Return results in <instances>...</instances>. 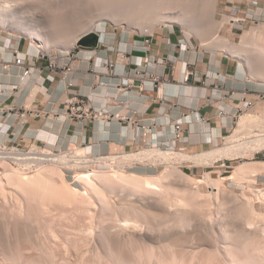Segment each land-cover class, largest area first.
<instances>
[{
  "label": "rangeland",
  "instance_id": "374dc122",
  "mask_svg": "<svg viewBox=\"0 0 264 264\" xmlns=\"http://www.w3.org/2000/svg\"><path fill=\"white\" fill-rule=\"evenodd\" d=\"M123 1L124 0L121 1L119 0V3H117L118 0H20V1L0 0V3H2L0 4V6L2 5L5 6L8 4L7 6L9 7L12 4V6L9 7L11 8L10 10H12L13 7H14L13 9L14 11H18L21 9L25 11L26 9L28 10L27 14L31 17L37 14L34 13V11H36L41 17L47 18V20L44 18V21L43 20L40 21L43 22L47 21L48 24L42 23L43 25L42 24L36 25L37 27L40 28V31L42 33L44 32L43 34L46 38L50 36L49 38L51 39L56 40L57 38L58 40L59 39L62 40L63 37L61 36L66 31H69L68 29L71 30V29L79 28V30L83 32L88 28V26L90 25L89 23L91 20H93V18L94 20L95 18L97 19L100 18L103 19V22L96 27L95 32H97V34L107 32L108 34L115 36L113 42H115L116 45L121 42V39L124 34L132 38H138V37L145 38L147 35H151L156 32L158 33L163 28H168L171 30L174 29L175 31H177V33L183 35L181 37V40H185L187 46L186 47L182 46V48L185 51H187V53L194 51L198 53V55H200L202 58L205 57V59L211 61L227 59L234 65H238V62H240V61L237 62L235 59L229 57L226 53L220 50L218 51L214 50L212 47L213 43L210 42V41L213 42L212 33L211 32H210L211 34L206 33V31H204L202 28H200L202 30L201 31L202 34L198 33L199 35H197L195 33L189 32V30L186 27H181L177 24L168 25V26L160 24L154 27L153 29L154 31H152L151 34L142 33L141 30L138 27H136V23L133 22L132 23L133 25L129 24L130 23L129 19L131 15H133V12L130 11L131 12L130 13L124 11L125 8L122 5ZM185 1H183V3L189 4V2H191V0L190 1L185 0ZM204 1L206 2L207 0H202V2ZM213 1L215 2V0H208V2H210L211 4H213ZM199 2L201 4H204L200 0L199 1L192 0L193 4L191 3L192 5L189 4V6L188 4L187 5L183 4L184 7L187 6L192 8L193 11H191V18L195 19L196 17L197 21L200 18V16L203 15L204 12H206L204 13V16L208 15L207 17H209V13H207L209 11L205 9L207 7L204 8L205 5L201 7L202 13L200 12V10H198V8L200 9V6H202L199 5ZM216 3L218 4V5L216 4L217 6L216 12L218 14H216V16L214 17L216 21L220 23L221 21H223L225 17L226 19L235 20L231 23L228 22L224 25L222 29V36L236 42L237 44L240 43L242 44L245 41H248L249 45H251L250 47L253 48L251 50L254 53L253 55L254 57L253 56L252 57L256 58L257 57L256 54L260 53L259 52L260 50L258 51L259 46L260 48L262 47V49H264V0H219ZM14 5L15 6L20 5V7L23 8L25 7V9L23 8L19 9L20 8L19 6L15 7ZM183 5H181L182 8ZM197 5L199 7H197ZM8 7L5 6V8L9 9ZM203 8L206 11L203 10ZM29 9L30 11H32L33 14L29 11ZM18 15L21 16L22 12H19ZM199 20L203 21V18L201 17ZM124 22H127V25ZM140 22H142L143 25H145L147 21L143 19ZM45 24H47L46 25V27L48 26L47 28H45L44 26ZM62 25L65 28L67 27L68 29L67 28H66L67 30L63 29L64 27ZM61 26L63 28H61ZM61 31L63 33H61ZM46 34H48V36H46ZM208 36L209 37L212 36L211 39ZM204 39L206 40L204 41ZM109 41L106 39L105 45H109ZM204 43L207 45H205ZM0 44L2 45L22 44V45H26V47L27 46L30 47L31 45H33L35 47L36 46L38 47L40 53H44V54L51 53V56L62 55L63 57H68L71 54H79L81 53L82 50H87L77 45L74 49L71 50L67 47H60V48L53 47L51 49L48 47L44 48L41 47L38 42L33 41L28 37L24 36L21 32L10 31L6 29H0ZM248 51H250V49ZM251 53L249 52V54ZM252 68L257 70L259 69V72L261 70V67L258 66V64L256 63L252 64ZM242 79H245V77ZM251 79L264 80L258 76ZM257 84L260 83L257 82L251 83V85L255 89L258 88ZM244 113L255 114L257 116L259 114L261 119H264V111L259 112L256 110L254 111L249 110V111H245ZM244 113L238 115L234 127L231 129V131L228 134L225 135L224 140L222 141L220 147H224L226 142L229 141L228 138L234 135V131L237 128V122ZM255 133H258V131H255ZM239 138L242 139V140L239 139L237 142L240 144L241 143L243 144L244 142L250 140L248 136H246V134H242L241 137ZM121 148L122 147H113L111 155L118 156L119 154L117 155V153H121V156H123V155H128V153H134V152L126 151L125 149H121ZM143 149H148V148L143 147L141 150ZM63 150L65 152L71 151L74 150V147L73 146L71 148L64 147ZM138 151L140 150H137V152ZM78 153L80 154V151H78ZM255 162L257 163L264 162V149L257 151L255 153L253 152V154L252 153L247 154L243 158H238L234 160L229 159L226 162V168H223L222 170L213 168L208 170L206 173H202L200 176L192 175V173H190L189 171L183 168H180L179 165L176 164L175 166L179 168L180 171H183L191 178L197 180H203L208 173H210L211 171L212 172L215 171L214 173L211 172L212 178L215 180L219 179L218 181L220 180L222 181V183L220 182L221 194H219L220 192L218 193L219 197L215 191H212L213 189H208L207 191L208 193H205V195L200 196L197 195L196 193H192V189L191 190L184 189V187L179 185L176 179H172V180L165 179L164 180L165 183L163 181V184L166 187L169 185L167 188L170 187L169 193L172 197H173V193H171V191L174 192V189L171 190V188H176L177 190L180 188L181 191L180 192L179 190L177 191V193L179 192L178 197L176 194H174L175 195L174 198L177 197L176 199L173 198L172 202L167 201L166 202L167 205H165V207L164 206L162 207L164 208V210L165 208H168V202L170 203V205L174 203L172 204V206L173 205L175 206L176 203V206L171 207L169 205L173 209L171 211H169V209L168 210L166 209L165 211L148 209V211L151 213H153L152 211H155V213L158 211L159 213L157 212L156 213L157 215L153 213L154 214L153 217L155 215L158 217L155 218L151 217V221H149L150 218L148 217H150L152 215L151 214L150 216L146 217V221H144L145 216L144 219L141 218V220L143 219L142 221L140 219L139 220L136 219L135 221V218L139 217L136 215L134 219L132 218L134 222L130 221L134 213L132 214L131 212L132 210H131L130 213L132 215L130 216L129 211L127 210L128 208L132 209L134 203L133 201H137L138 199L136 197L129 196L130 191L126 192L125 190L126 187H124L123 184L121 183L117 184V188L115 187V189H112L114 187L110 188V185L107 186L106 184H104L103 185L104 188L102 187V185H100L101 187L99 186V188L101 192L99 190L98 191L99 195H98L97 191L91 192V189L88 188L89 187L88 185L85 186V184L81 182L74 181L75 174H83L84 172H89L90 169H95L94 166H92L93 168H90L89 170L82 172L78 170L79 167L77 170L69 169V168L61 169L54 162L47 160V162L42 165L44 166L43 168L48 167L47 169H50V171H53V169L55 168L57 170H63L65 175H63L62 178L60 176L55 177L57 180L54 178L50 180V182H48L47 185L40 184V186L39 184H37L36 186V183L35 182L33 183V180L31 181V183L29 182V180L25 181L26 179L24 177L26 175L34 176L35 173H36L35 175H37V173L39 172L38 170L35 171L34 173H29L25 175L22 174L23 175L22 177H24L25 179L24 181H22L23 178H21V173L19 174L16 170L5 167L0 173V264H11V263L12 264H20V263L21 264H126V263L150 264L152 260L154 264L156 263V261H158L156 264H160L161 261H162L161 263L164 264H166L165 262H167V264L168 263L193 264V262L194 264H198V262L199 264H231L233 263L231 261L234 257L235 258L239 257L240 258L239 262L242 261L241 258L243 259L246 256V255L244 257L242 256L246 251V249L243 250L244 249L243 245L244 247L246 244L248 246L249 245L248 242L249 241H250L249 243L252 242L251 239L254 241V245H251L252 244L251 243L248 246V247L253 246L251 250V254H249L250 253L249 250H248L249 253H247V251L246 253L247 255L248 254L250 255L247 256L249 257L248 260H250L247 262L252 261V263L250 264H253V261L255 262V260L253 259L254 256L251 257L252 254L254 255L256 254L255 258L259 256L261 260L264 259V227H263L264 200L259 198L260 196L262 197L264 196V172L259 173V175L255 177H253L254 174H250V175L246 174V176H241V178L240 176H238V178L236 177L234 179H231V177L233 175V172L236 170V168L239 165L246 163L256 164ZM129 164L130 163L108 165L107 167L102 169L108 172L109 174L111 172L112 175V173L115 174L114 170H117V168L115 169V167L113 168V166L117 165L120 166L121 168L122 165V169H123L125 166H128ZM129 166L130 167L127 168L128 171H125L124 169L123 171L128 173L135 172L140 175H152L155 177L157 176L160 177L167 170L165 168L166 164L159 161L156 163L132 162V164H130ZM43 168L42 167L40 168L41 171ZM4 171L8 176L3 175ZM2 176H5L7 179L5 177L3 178ZM11 180L14 181L12 182ZM63 181H66L74 188L81 190L82 193L76 194V196L79 197H76L75 195L72 194H68L67 192L65 193V188L63 187L64 186L63 184L65 182L63 183ZM51 182L53 183V185ZM101 188L103 189L104 193L102 192ZM164 189L165 191H169V189L167 190L166 188H163V191ZM165 193L166 195L168 194V192ZM214 194H216L218 198ZM174 200L176 201L173 202ZM243 201L245 203L247 201L253 202L252 203L253 209L260 214V219L259 217L257 218L254 217L255 221H253V223L258 221L256 219H259V221L260 220L261 221L259 225H256L257 222L254 224L257 226L255 228L253 224H251L253 229L252 227H250L249 230H247V228L245 229V226H247V224L245 223H243V225H245L243 228L242 223L240 221L241 218H239L240 216L239 217L236 216L237 214L238 215L240 214L237 212H240L238 209L239 206L243 205L244 203ZM138 202L139 201H137L134 204H136L137 206ZM140 203L138 205L142 206V202ZM245 203L243 206H245ZM131 204L132 207H130ZM241 208L243 207H240V210ZM124 211L127 213H125ZM167 211H169L170 214L171 212L173 214L175 212L176 214L174 215H178L181 218L177 219L178 217L177 216L176 219L175 218L173 219V217L175 216L174 215L172 216L171 214L172 219L169 220L168 218L169 222L168 221L162 222L160 220V216H162L164 213H166L167 215L168 214ZM177 213H179L180 215ZM166 215L164 214L161 218L164 220V216ZM167 216L170 217V215ZM127 219H128V223H127ZM126 223L129 225V226L127 225L128 227L126 226ZM125 229L126 230L129 229V231L128 230L126 231ZM246 230L247 231L252 230L250 231V233L252 232V234H250ZM256 231H258V233H256ZM248 233L250 234V237L252 236L251 238L248 237L249 236ZM155 238L156 239L160 238L159 240L161 241L158 240L156 241ZM246 240L249 241L245 243ZM242 243L245 244L242 245ZM241 246L243 249L241 248ZM247 246L245 248H248ZM38 259H40V261ZM258 259L256 260L258 261ZM246 260H243V262L244 261L246 262ZM173 261H175V263ZM259 262L258 263L256 262V264H260V263L263 264L264 260L263 262L262 261L260 263Z\"/></svg>",
  "mask_w": 264,
  "mask_h": 264
},
{
  "label": "crops",
  "instance_id": "0c3cea01",
  "mask_svg": "<svg viewBox=\"0 0 264 264\" xmlns=\"http://www.w3.org/2000/svg\"><path fill=\"white\" fill-rule=\"evenodd\" d=\"M100 35L103 43L106 39L110 40V49L100 45L96 51V62L106 59L116 61L118 50L132 53L143 61L170 59L167 65L151 63L152 68L159 71L167 81L164 102L154 99L151 92L138 95L133 91L130 95L121 97L131 100L130 109H112L123 114L130 112V115H134L140 122L154 127L153 134L148 135L147 139L152 140L159 136L156 143L161 150L187 155H198L213 150L220 147L225 135L234 127L237 108L243 104V100L256 103L253 111H264V100L258 101V93L264 91L263 81L249 78L247 69L241 62L234 65L227 59L211 61L194 51L187 53L181 48L182 44L185 45V40H181L183 35L174 29L163 28L154 33L146 51L139 49L143 47L141 43H135L143 42L145 38H132L124 34L121 42L116 45L113 42L115 36L107 32ZM15 49L30 57L32 61L40 51L33 45L26 47L22 44H0V141H16L28 146L36 139L55 148L78 146L82 153L88 151L96 154H112L113 147H122L121 149L125 148L130 152H137L144 147L142 139L138 142L133 140L135 128L126 123L113 122L108 125L77 119L62 123L52 116L38 117L33 113L36 109L52 114L63 113L66 108L64 101L67 97L64 95L61 76L52 79L47 62L38 61L37 71L22 81L21 70L13 63ZM93 53L94 50L81 51L80 63L77 64L79 72L72 75L76 83L72 91L81 92L91 99L95 107L102 108L108 99L115 97L116 92L99 86L101 78L88 71L92 65L88 60ZM122 57L124 64L125 55ZM8 64L9 71H6L4 66ZM188 71H192L194 76L184 82ZM244 77L245 79H242ZM254 82L260 83L257 84L259 89L251 85ZM191 111L195 114L190 115L183 123L182 138L174 139V124ZM221 111L225 113L224 117L219 116ZM21 114H25V117H21ZM203 118L207 120L206 123L202 122ZM158 146L145 148L160 149ZM228 160L220 159L210 167L196 165L194 161H182L177 165L192 175L200 176L213 168H226Z\"/></svg>",
  "mask_w": 264,
  "mask_h": 264
},
{
  "label": "bare ground",
  "instance_id": "6f19581e",
  "mask_svg": "<svg viewBox=\"0 0 264 264\" xmlns=\"http://www.w3.org/2000/svg\"><path fill=\"white\" fill-rule=\"evenodd\" d=\"M20 1V0H19ZM121 1V0H120ZM183 1H185V0H183ZM183 1L182 0H124L123 2H124V4H123V2H122V5H123V7L125 8V10L124 11H126V12H133V15H131V17H130V19H129V21H130V25H133L132 23L134 22V23H136V27H138L140 30H141V32L142 33H145V34H151V32L152 31H154L153 29H154V27H156V25H165V26H168V25H179V26H181V27H186L188 30H189V32H191V33H195V34H197V35H199V34H202V30L200 29V28H202L204 31H206V33H212V40H213V42L212 41H210L211 43H213L212 45V47H213V49L214 50H220V51H222V52H224V53H226L229 57H231V58H233V59H235L237 62L238 61H240L241 62V64H243L245 67H246V69H247V72H248V76H249V78H254V77H260V78H262V79H264V49H262V47L260 48V46H259V48H258V51L260 52V53H258V54H256V52H255V54L257 55V57L256 58H253L254 56V53H253V51L251 50V49H253V48H251L250 46L251 45H249V43H248V41H245L244 43H240V44H237L236 42H234V41H232V40H230V39H227V38H225V37H223L222 36V29H223V27H224V25L226 24V23H228V22H233V21H235L234 19H226V17L223 19V21H221L220 23L218 22V21H216L215 19H214V17L216 16V14H218L216 11V9H217V6H216V2H218L219 0H215V2L213 1V4H211L210 2H208V0L205 2H202V0H200L202 3H204V4H201L200 2H199V5H202V6H200V9L198 8V10H200V12L202 13V11H201V7H203L204 5V8L205 7H207V8H205L206 10H208L209 12H207V13H209V17H207V16H204V13H206V12H204L203 13V15L202 16H200V18L202 17L203 18V21H200L199 19H198V21H200V22H198L197 21V19H196V17H195V19H193V18H191V11H193L192 10V8H190V7H187V6H185L184 7V5L186 4H188V3H183ZM188 1H190V0H188ZM194 1V0H193ZM199 1V0H198ZM186 2V1H185ZM197 2V1H196ZM10 3V2H9ZM92 3V2H91ZM97 3V2H96ZM116 3V2H115ZM117 3H119V0H118V2ZM182 3V4H181ZM192 3V0H191V2H189V4H191ZM194 3V2H193ZM192 3V4H193ZM0 4H2V3H0ZM100 4V3H99ZM184 4V5H183ZM189 4H188V6H189ZM191 4V5H192ZM5 5V4H4ZM8 5V4H7ZM7 5H5L6 7H8ZM84 5V4H83ZM119 5V4H118ZM117 5V6H118ZM181 5H183V8H182V6ZM218 5V4H217ZM5 6H0V29H6V30H10V31H17V32H21L24 36H26V37H28L29 39H31V40H33V41H36V42H38L39 44H40V46L41 47H48V48H53V47H67V48H69L70 50L71 49H74L75 47H76V45L78 46V44H79V42H81L83 39H85V38H91V37H93V35L95 34V33H97V32H95V29H96V27L100 24V23H102L103 22V19H100V18H95V20H94V18H93V20H91L90 21V25L88 26V28L86 29V30H84L83 32L81 31V30H79V28H77V29H68L67 27V29L69 30V31H66L65 33H63L62 31H61V33H63V35L61 36V37H63L62 38V40L61 39H57L56 38V40L55 39H51V38H49V37H45L44 36V32L42 33L41 31H40V28L39 27H37L36 25L38 24H42V23H47V21H45V22H43L44 21V18L43 17H41L39 14H38V12H36V11H34V13L36 14L35 16H29L27 13H28V10H26L25 9V7L23 8V7H20V5H17V6H19L20 8L19 9H21V8H23V9H25V11H23L22 9L21 10H18L17 8V10L18 11H14L13 9H14V7L12 8V10H10L11 8H9V7H11L12 6V4H11V6H9L8 8L9 9H7V8H5ZM15 6V5H14ZM17 6H15V7H17ZM78 6V5H77ZM195 6H196V4H195ZM197 7H199L198 5H197ZM196 7V8H197ZM203 8V10H205ZM15 9V10H16ZM115 9V8H114ZM117 10H118V8H117ZM121 10V9H120ZM197 10V11H198ZM205 10V11H206ZM29 11H30V9H29ZM19 12H22V15L21 16H19L18 14H19ZM31 13H32V11H30ZM117 12V11H116ZM115 12V13H116ZM119 12V11H118ZM130 12V13H131ZM30 14V13H29ZM33 14V13H32ZM196 15V14H195ZM132 16H134V17H132ZM194 16V15H193ZM207 17V18H206ZM43 18V19H42ZM198 18V17H197ZM46 20H47V18H45ZM145 20V21H147L146 22V27H145V25H143V23L142 22H140L141 20ZM40 20H43V21H40ZM128 21V22H129ZM105 22V21H104ZM126 25H127V22H124ZM48 24V23H47ZM47 24H45L44 26H45V28H47L46 27V25ZM234 24V23H233ZM43 25V24H42ZM63 26V25H62ZM61 26V28H63ZM41 27V26H40ZM130 27V26H129ZM55 28V27H54ZM65 27L63 28V29H66ZM43 29V28H42ZM66 29V30H67ZM139 30V31H140ZM258 30V29H257ZM63 31H65V30H63ZM80 31V32H79ZM201 33H200V32ZM47 32V31H46ZM150 32V33H149ZM199 33V34H198ZM210 33V34H211ZM256 33V32H255ZM257 34V33H256ZM256 34H254V35H256ZM190 35V34H189ZM249 35V34H248ZM252 35V34H251ZM46 36H48V34H46ZM98 36H99V38H101V40H102V37H101V35L98 33ZM61 37H59V38H61ZM202 37V36H201ZM209 37V36H208ZM208 37H206V38H208ZM211 37H209L210 39H211ZM253 38H255V37H253ZM210 39H207V40H210ZM64 40V41H63ZM202 40H203V38H202ZM206 39H204V41H205ZM252 40V39H251ZM61 42V43H60ZM207 42V41H206ZM209 42V41H208ZM209 42V43H210ZM243 42V41H242ZM248 43V44H247ZM205 44V43H204ZM205 45H207V44H205ZM204 45V46H205ZM40 46H39V48H40ZM33 47H35V46H33ZM35 49L37 50V51H39V49H38V47L36 46L35 47ZM85 49V48H84ZM250 49V51H248ZM89 50V49H88ZM254 50H257V49H254ZM263 50V51H262ZM251 51H252V53H251ZM249 52L252 54H249ZM66 53H68V52H66ZM253 56V57H252ZM257 62H259V63H257ZM258 64V66H260L261 67V70H260V72H259V69L257 70V69H254V68H252V64ZM259 64H261V65H259ZM261 81H264V80H261ZM264 83V82H263ZM259 116V115H258ZM257 115H255V114H250V113H244L241 117H240V119L238 120V122H237V128L235 129V131H234V135H232L230 138H228L229 139V141H227L226 142V144L224 145V147H216V148H214L213 150H210V151H207V152H203V153H201V154H198V155H187V154H183V153H179V152H171V151H168V152H166V151H164V150H161V149H158V148H148V149H143V150H140V151H138V152H134V153H128V155H123V156H121V153H117V155L118 156H112V155H109L108 157H104L103 158V162H105L107 165H115V164H128V163H130V164H132V162H139V163H146V162H152V163H156V162H162V163H164V164H166V166H165V168L167 169H165L166 170V172H164L160 177L159 176H157V177H155V176H152V175H140V174H137V173H128V172H124L123 171V169L125 170V171H128V169L127 168H129L130 166V164L128 165V166H123L124 168L122 169V165H121V168H120V166H113V168L115 167V169L117 168V170H114L115 172V174H113L112 173V175H111V172H110V174L108 173V172H106L105 170H103V169H98L97 167L95 168V169H90L89 170V172H84L83 174H75L74 175V181H76V182H81V183H83V184H85V186L86 185H88L89 187V189H91V192H93V191H99L100 190V188H99V186L100 185H102V187L104 188V184H106L107 186H109L110 185V188H112V187H114V188H112V189H115V187L117 188V184H119V183H121V184H123L124 185V187H126V192H128V191H130L129 193V196H132V197H136L138 200L137 201H139L138 202V204L140 203V202H142V206H139L138 204H137V206H136V204H134V203H136L137 201H133L132 203H133V207H132V204H131V206L130 207H132V209L130 208H128V210L127 211H129V213H130V211L132 212V214H133V216L131 217V219L133 218L134 219V217H136V215L137 216H139L138 218H135V221H136V219H140L141 220V218H143L144 219V216H145V220L144 221H146V217H148V216H150L151 214V216L150 217H148V218H150V220L149 221H151V217H153V215L154 214H156L155 213V211H152L153 213H151V212H149L148 211V209L150 210H152V209H154V210H164V208L162 207V206H164L165 207V205H167V201H171L172 202V199L175 197V195L174 194H176L177 195V197H178V195H179V192L181 191V189L179 188L178 190H179V192L177 193V189L176 188H171V190H173L174 189V192H172L171 191V193H173V197L170 195V187L169 188H167L164 184H163V181L165 180V179H170V180H172V179H176L177 181H178V183H179V185L180 186H182V187H184V189H192V193H196L197 195H200V196H203V195H205V193H208L207 191H208V189H213L212 191H215L216 192V194L218 195V193L220 192V182L222 183V181L220 180V181H218L217 179L215 180V179H213L212 178V175H211V172L210 173H208L206 176H205V178L203 179V180H197V179H194V178H191L190 176H188L186 173H184L183 171H180L179 170V168H177L175 165L178 163H182V161H194L195 162V164L196 165H203V166H208V167H210L211 165H213L216 161H218V160H220V159H238V158H243V157H245L247 154H250V153H252L253 154V152L255 153V152H257V151H260V150H263L264 149V119H261V117L259 116L258 117ZM255 131H258V133H255ZM242 134H246V136H248V138L250 139H248L249 141H247V142H244L243 144L241 143H237L238 142V140L239 139H241V138H239V137H241V135ZM244 136V135H243ZM244 138V137H243ZM227 139V140H228ZM253 139V140H252ZM242 140V139H241ZM49 149H46V153L45 154H48L49 152H47ZM46 157H45V160H50V161H52V162H54L55 164H57L61 169H63V168H69V169H78V167H80V164H82L81 163V161L80 160H76V159H74V151H70V152H68L67 154H65V153H59V154H54V155H45ZM43 158V157H42ZM175 163V164H174ZM256 164H241V165H239L237 168H236V170L233 172V175H232V177H231V179H234V178H238V176H240V178H241V176H246V174H254V176L253 177H255V176H257V175H259V173H262V172H264V162H255ZM134 164V163H133ZM56 165V166H57ZM54 166V165H53ZM57 166V167H58ZM92 166H94V163H92ZM132 166V165H131ZM42 168L44 167V166H41ZM40 167V168H41ZM47 167V166H46ZM39 168V169H40ZM48 168V167H47ZM47 168H43L42 169V171H41V169L39 170L38 169V173H37V175H35L34 174V176L32 175H30V176H28V175H26V176H24L25 177V179H24V177H22L23 175H22V173H21V178H23L22 179V181H28L29 180V182L31 183V181L33 180V183L35 182L36 183V186H37V184H39V186H40V184H42V185H47V183L48 182H50V180H52V179H54L55 177H58V176H60L61 178L63 177V175H65V173H64V171L63 170H57L56 168L55 169H53V171H50V169H47ZM59 169V168H58ZM123 171V172H122ZM19 174H20V172L19 171H17ZM17 172H15V173H17ZM83 172V171H82ZM9 174V173H8ZM11 174V173H10ZM13 174V173H12ZM3 175H5V176H8L7 174H6V172L4 171L3 172ZM15 175V174H14ZM17 175V174H16ZM25 175V174H24ZM5 176H2L3 178L5 177ZM12 176V175H11ZM248 176V175H247ZM15 177H17V176H15ZM18 177H19V175H18ZM6 178V177H5ZM12 178V177H11ZM7 179V178H6ZM8 179H9V177H8ZM19 179H20V177H19ZM19 179H17V180H19ZM56 179V178H55ZM224 179V178H223ZM15 180V179H14ZM13 180V181H14ZM57 180V179H56ZM64 180V179H63ZM66 180V179H65ZM225 180V179H224ZM229 180H230V178H229ZM245 180V179H244ZM12 181V180H11ZM12 181V182H13ZM54 181V180H53ZM243 181V180H242ZM8 182V181H7ZM62 182V181H61ZM65 182V183H64ZM168 182V181H167ZM244 182V181H243ZM247 182V181H246ZM24 183V182H23ZM28 183V182H27ZM52 183V182H51ZM63 187L65 188V193L67 192L68 194H72V195H75L76 196V194H79V193H82L81 192V190H79V189H77V188H74L72 185H70L68 182H66V181H63ZM164 183H165V181H164ZM55 184V183H54ZM248 184H250V183H248ZM35 185V184H34ZM52 185H53V183H52ZM56 185V184H55ZM60 185H61V183H60ZM122 185V186H123ZM121 186V187H122ZM251 186V185H250ZM49 187V186H48ZM54 187V186H53ZM58 187V186H57ZM62 187V188H63ZM101 187V186H100ZM25 188V187H24ZM163 188H166L167 190L169 189V191H165V189H164V191H163ZM54 189V188H53ZM61 189V188H60ZM87 189V188H86ZM102 189V188H101ZM221 189H222V186H221ZM224 189V188H223ZM39 190V189H38ZM40 190H42V189H40ZM46 190H48V189H46ZM119 190V189H118ZM50 191V190H49ZM107 191H108V189H107ZM115 191H117V190H115ZM124 191V190H123ZM222 191V190H221ZM227 191V190H226ZM100 192H101V190H100ZM102 192L104 193V191H103V189H102ZM110 192V191H109ZM120 192V191H119ZM165 192H168V194L170 195H166V193ZM224 192V191H223ZM48 193V192H47ZM87 193V192H86ZM122 193V192H121ZM163 193H165V194H163ZM210 193V192H209ZM213 193V192H212ZM89 194H91V193H89ZM95 194V193H94ZM106 194V193H105ZM216 194H214L215 196H216ZM219 194H221V192L219 193ZM224 194V193H223ZM244 194H245V192H244ZM261 194V193H260ZM263 194V193H262ZM63 195V194H62ZM88 195V194H87ZM98 195H99V192H98ZM111 195V194H110ZM122 195V194H121ZM186 195V194H185ZM185 195H182V196H185ZM207 195V194H206ZM213 195V194H212ZM74 196V197H75ZM89 196V195H88ZM102 196V195H101ZM114 196V195H113ZM124 196V195H123ZM192 196H194V195H192ZM196 196V195H195ZM221 196V195H220ZM76 197H79V196H76ZM111 197V196H110ZM168 197V198H167ZM176 197V198H177ZM217 197V196H216ZM218 197H219V195H218ZM217 197V198H218ZM225 197V196H224ZM237 197V196H236ZM241 197V196H240ZM55 198V197H54ZM66 198V197H65ZM98 198V197H97ZM106 198V197H105ZM116 198V197H115ZM131 198V197H130ZM135 198V199H136ZM166 198H167V200H166ZM176 198H174V199H176ZM182 198V197H181ZM189 198V197H188ZM198 198H199V196H198ZM216 198V199H217ZM242 198V197H241ZM260 199H262V200H264V196L262 197V196H260L259 197ZM259 198H257V199H259ZM61 199V198H60ZM71 199H73V198H71ZM99 199H101V198H99ZM109 199V198H108ZM119 199V198H118ZM125 199V198H124ZM170 199V200H169ZM208 199V198H207ZM206 199V200H207ZM214 199V198H213ZM222 199V198H221ZM50 200V199H49ZM64 200V199H63ZM70 200V199H69ZM199 200V199H198ZM238 200V199H237ZM242 200V199H241ZM261 200V201H262ZM176 200H174L173 202H175ZM210 201V200H209ZM215 201V200H214ZM217 201V200H216ZM219 201V200H218ZM254 201V200H253ZM256 201V200H255ZM129 202V201H128ZM195 202V201H194ZM240 202V201H239ZM244 202V201H243ZM99 203V202H98ZM163 203H164V205H163ZM166 203V204H165ZM192 203V202H191ZM204 203H205V201H204ZM207 203V202H206ZM220 203H221V201H220ZM234 203V202H233ZM241 203V202H240ZM245 203V202H244ZM244 203H243V205H244ZM253 202H246L245 203V206H239V211L240 212H237V213H240L239 215L237 214L236 216H240L239 218H241V223H242V226H243V228H244V226L245 225H243V223H245V224H247V226H245V229L247 228V230H249L250 229V227H252V225L251 224H253V226H254V228L255 227H257L256 225H259V223H260V221H259V219H260V214L259 213H257V211H255L254 209H253V204H252ZM130 204V203H129ZM141 204V203H140ZM172 204H174V203H172ZM172 204L170 205V203L168 202V208H165V210L167 209H169V211H171V210H173L171 207H173L172 206ZM213 204V203H212ZM223 204V203H222ZM135 205V206H134ZM171 207H170V206ZM175 206H176V203H175ZM174 206V207H175ZM88 207V206H87ZM110 207V206H109ZM163 209H162V208ZM167 207V206H166ZM184 207H186V206H184ZM203 207V206H202ZM205 207V206H204ZM212 207V206H211ZM240 207H243V208H241V210H240ZM95 208V207H94ZM223 208V207H222ZM229 208V207H228ZM101 209V208H100ZM113 209V208H112ZM115 209V208H114ZM175 209V208H174ZM93 210V209H92ZM164 210V211H165ZM101 211V210H100ZM169 211H167L168 212V214L167 215H170V217H168L167 215H166V213H164L166 216H164V220L161 218L162 216H160V220L163 222V221H168V218H169V220L170 219H172V217H171V214H172V216L174 215V214H176L175 212H174V214L171 212V214L169 213ZM189 211V210H188ZM199 211H201V210H199ZM214 211V210H213ZM237 211V210H236ZM18 212V211H17ZM89 212V211H88ZM125 212V211H124ZM183 212V211H182ZM220 212V211H219ZM103 213V212H102ZM125 213H127V212H125ZM129 213H128V215H129ZM159 213V212H158ZM180 213V212H179ZM179 213H177V214H179ZM196 213V212H195ZM212 213V212H211ZM218 213V212H217ZM235 213V212H234ZM131 213H130V216L132 215ZM186 214V213H185ZM126 215V214H125ZM135 215V216H134ZM157 215V214H156ZM154 216L153 218H155V217H158V216ZM180 215V214H179ZM197 215H198V213H197ZM204 215V214H203ZM141 216V217H140ZM143 216V217H142ZM175 217H173V219L175 218L176 219V217L178 216V215H174ZM206 216H208V215H206ZM224 216V215H223ZM128 217V216H127ZM166 217H167V219H166ZM198 217V216H197ZM205 217V216H204ZM254 217L255 218H257V217H259V219H256V220H258V221H256L257 222V224L256 225H254L256 222H254L253 223V221H255L254 220ZM262 217V216H261ZM130 218V217H129ZM181 217H177V219H180ZM207 218V217H206ZM130 219V221H133L134 222V220L132 219L131 220ZM142 219V220H143ZM166 219V220H165ZM233 219V218H232ZM236 219V218H235ZM263 219V218H262ZM141 220V221H142ZM153 220V219H152ZM157 220H158V218H157ZM43 221V220H42ZM155 221V220H154ZM191 221V220H190ZM211 221V220H210ZM238 221H239V219H238ZM242 221H244V222H242ZM264 221V220H263ZM169 222V221H168ZM204 222V221H203ZM127 223H128V219H127ZM126 223V226L128 225ZM132 223V222H131ZM131 223H129V224H131ZM151 223V222H150ZM210 223V222H209ZM133 224V223H132ZM156 224V223H155ZM204 225H206V224H204ZM231 225V224H230ZM248 225H251V226H248ZM129 226V225H128ZM127 226V227H128ZM130 226H132V225H130ZM208 226V225H207ZM216 226V225H215ZM145 227V226H144ZM156 227V226H155ZM249 227V228H248ZM264 227V226H263ZM126 228V227H125ZM136 228V227H135ZM143 228V227H142ZM172 228V227H171ZM222 229V228H221ZM226 229V228H225ZM244 229V230H245ZM252 229H253V227H252ZM126 230V229H125ZM128 231H129V229H127ZM126 230V231H127ZM183 230H185V229H183ZM198 230V229H197ZM229 230V229H228ZM246 230V231H247ZM102 231V230H101ZM209 231V230H208ZM227 231V230H226ZM250 231H252V230H250ZM250 231H247V232H249L250 233ZM100 232V231H99ZM136 232V231H135ZM240 232V231H239ZM246 232V233H247ZM87 233H88V231H87ZM95 233V232H94ZM125 233V232H124ZM206 233V232H205ZM248 233V234H249ZM256 233H258V231H256ZM128 234H129V232H128ZM169 234V233H168ZM204 234V233H203ZM233 234V233H232ZM247 234V235H248ZM250 234H252V232L250 233ZM250 234H249V236L248 237H250ZM240 235V234H239ZM254 235H255V232H254ZM253 235V236H254ZM184 236V235H183ZM29 237V236H28ZM85 237V236H84ZM191 237V236H190ZM229 237H230V235H229ZM235 237V236H234ZM252 237V236H251ZM250 237V238H251ZM262 237V236H261ZM105 238V237H104ZM124 238V237H123ZM133 238V237H132ZM138 238V237H137ZM158 238V237H157ZM250 238H249V240H250ZM53 239V238H52ZM115 239V238H114ZM160 239V238H159ZM159 239H156L155 238V240L157 241H161V240H159ZM198 239V238H197ZM209 239H211V238H209ZM248 239V238H247ZM256 239V238H255ZM58 240V239H57ZM249 240H246L245 241V243H247ZM193 241V240H192ZM235 241V240H234ZM251 243H249L248 242V244L250 245H254V241L251 239ZM194 242V241H193ZM258 242V241H257ZM188 243V242H187ZM204 243V242H203ZM245 243H242V245L243 244H245ZM116 244V243H115ZM143 244V243H142ZM113 245V244H112ZM191 245V244H190ZM231 245H233V244H231ZM248 245V246H249ZM169 246V245H168ZM202 246V245H201ZM207 246V245H206ZM247 246V244L245 245V247ZM247 246V247H248ZM44 247V246H43ZM170 247V246H169ZM184 247V246H183ZM186 247V246H185ZM199 247V246H198ZM244 247V245H243V248H242V246H241V248L243 249V250H245L246 249V251H247V253H249V251H250V253L249 254H251V250H252V248H253V246L251 247V249H250V247H248V248H245ZM259 247V246H258ZM164 248V247H163ZM174 248V247H173ZM67 249V248H66ZM185 249V248H184ZM241 249V250H242ZM255 249V248H254ZM263 249V248H262ZM150 250V249H149ZM173 250V249H172ZM249 250V251H248ZM90 251V250H89ZM192 251V250H191ZM224 251V250H223ZM229 251V250H228ZM246 251H245V253H246ZM253 251H255V250H253ZM15 252V251H14ZM23 252V251H22ZM234 252H236V251H234ZM51 253V252H50ZM103 253V252H102ZM106 253V252H105ZM104 253V254H105ZM138 253V252H137ZM244 253V252H243ZM243 254L242 256L244 257L245 255V257H247V256H250L249 254L247 255V253L246 254ZM254 253V252H253ZM261 253V252H260ZM92 254V253H91ZM139 254V253H138ZM200 254V253H199ZM72 255V254H71ZM160 255V254H159ZM171 255V254H170ZM140 256V255H139ZM197 256V255H196ZM219 256V255H218ZM254 256V260H255V262L253 261V264L255 263L256 264V262L258 263L259 261L261 262H263V260H261V258H259V256L257 257V258H255L256 257V254L254 255V254H252V256L251 257H253ZM14 257V256H13ZM85 257V256H84ZM90 257V256H89ZM104 257V256H103ZM241 258V262L244 264H247V263H252V261L251 262H247V261H250V260H248L249 259V257H247V258ZM250 257V258H251ZM116 258V257H115ZM138 258V257H137ZM176 258V257H175ZM194 258V257H193ZM198 258V257H197ZM235 258V257H234ZM233 258V259H234ZM260 260H259V259ZM16 259V258H15ZM21 259V258H20ZM45 259V258H44ZM132 259V258H131ZM165 259V258H164ZM227 259V258H226ZM232 259V261L231 262H235L236 264H240L241 262H239V257H236L234 260ZM247 259V260H246ZM252 259V258H251ZM252 259V260H253ZM256 259H258V261L256 260ZM34 260V259H33ZM39 261H40V259H38ZM42 260V259H41ZM85 260V259H84ZM100 260V259H99ZM130 260V259H129ZM144 260V259H143ZM151 260V259H150ZM173 260V259H172ZM194 260V259H193ZM243 260H246V262L244 261L243 262ZM9 261V260H8ZM48 261V260H47ZM128 261V260H127ZM133 261V260H132ZM141 261V260H140ZM164 261V260H163ZM52 262V261H51ZM84 262V261H83ZM158 261H156V263H157ZM162 262V261H161ZM160 262V264H164V263H161ZM169 262V261H168ZM174 263H175V261H173ZM197 262V261H196ZM259 262V263H260ZM42 263V262H41ZM55 263V262H54ZM141 263V262H140ZM154 264V262H153V260H152V262L150 263V264ZM155 263V264H156ZM166 264H167V262H165ZM190 263V262H189ZM209 263V262H208ZM233 263H231V264H233ZM234 263V264H235ZM241 263V264H242ZM12 264V263H11ZM21 264V263H20ZM127 264V263H126ZM145 264V263H144ZM169 264V263H168ZM170 264H173V263H170ZM176 264V263H175ZM184 264V263H183ZM192 264V263H191ZM193 264H194V262H193ZM198 264H199V262H198ZM261 264V263H260ZM264 264V263H263Z\"/></svg>",
  "mask_w": 264,
  "mask_h": 264
},
{
  "label": "built area",
  "instance_id": "2783aa9c",
  "mask_svg": "<svg viewBox=\"0 0 264 264\" xmlns=\"http://www.w3.org/2000/svg\"><path fill=\"white\" fill-rule=\"evenodd\" d=\"M152 37L153 34L147 35L143 42L136 41L135 43H141L143 47L139 49H145L144 51H146L148 49L147 47L151 43L150 40ZM100 45H104L107 49H110L109 45H105L102 40L100 41ZM182 46L186 47L187 44H182ZM96 51L97 49L94 50V55L88 60L89 63H92L88 71L96 77L101 78L99 86H102L104 89H113L116 92L115 97H113V99H108L105 107L102 108L95 107L91 99L83 95L81 92L72 91L76 86L74 79H72V75L79 72L77 64L80 63V53L63 57L62 55L51 56V53L44 54L39 52L38 54H35L32 61L30 57L22 55L18 49L13 50V63L19 70H21L20 79L22 81H25V79L29 78L34 71H37L38 67L36 62L46 61L47 69L52 75L51 78L54 79L55 76H61V80L64 85V95H66L67 98L64 101L66 108L63 110V113L55 112L50 114L48 111H41L39 109H36L33 113H35L38 117L47 116L50 118L52 116L62 123L75 119L83 120L88 123L97 122L108 125L113 122L126 123V125L135 128L133 137L135 142L142 139L144 147L151 145L158 146L156 141L159 136H157L156 139H147L149 137L148 135L153 134L155 129L154 127L140 122L136 117H134V115H130V112L123 114L121 111H112V109H130L131 100L129 98L122 99L121 97H126L133 91H136L138 95L151 92L153 93L154 99L164 102L166 100L164 89L167 81L159 73V71L152 68L151 63H161L163 65H167L170 62V59H146L143 61L141 58L133 55L132 53L128 54L124 53L122 50H118V58L116 61L106 59L101 62H96ZM123 55H125L124 64H122ZM4 70L9 71V64L4 66ZM193 76V72L188 71L184 78V82H188ZM263 100L264 91H260L258 93V101ZM243 101V104L237 108L235 121L237 120L238 115H241L245 111L254 109L256 105L253 101ZM193 114H195L194 111H191L188 115L184 114L181 120L174 124V139L182 138V125L187 121L189 116ZM24 115L25 114H21V117H25ZM219 116L224 117L225 113L221 111L219 112ZM202 122L206 123L207 120L203 118ZM46 149H49L47 151L49 152L48 154H45ZM71 151H74V159L80 160L82 163L78 169L79 171H86L93 168L92 163H94L95 168H105L108 165L103 162V158L111 155V153L96 154L88 151L82 153L78 146H74V150ZM78 151H80V154ZM68 152L70 151L65 152L63 148H55L43 141H37L36 139L34 140V143H31L28 146H23L16 141H0V173L5 167L19 171L22 174L34 173L47 162V160H45V155H54L59 153L67 154Z\"/></svg>",
  "mask_w": 264,
  "mask_h": 264
},
{
  "label": "water",
  "instance_id": "95a60500",
  "mask_svg": "<svg viewBox=\"0 0 264 264\" xmlns=\"http://www.w3.org/2000/svg\"><path fill=\"white\" fill-rule=\"evenodd\" d=\"M101 38H99L98 34L95 33L93 37L85 38L81 42H79L78 46L81 48L96 50L99 48Z\"/></svg>",
  "mask_w": 264,
  "mask_h": 264
}]
</instances>
